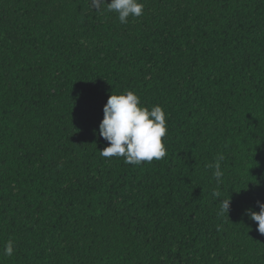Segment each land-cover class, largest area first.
Listing matches in <instances>:
<instances>
[{
	"label": "trees",
	"instance_id": "trees-1",
	"mask_svg": "<svg viewBox=\"0 0 264 264\" xmlns=\"http://www.w3.org/2000/svg\"><path fill=\"white\" fill-rule=\"evenodd\" d=\"M140 2L0 0V264H264V0ZM125 90L166 113L164 158L100 155Z\"/></svg>",
	"mask_w": 264,
	"mask_h": 264
},
{
	"label": "clouds",
	"instance_id": "clouds-1",
	"mask_svg": "<svg viewBox=\"0 0 264 264\" xmlns=\"http://www.w3.org/2000/svg\"><path fill=\"white\" fill-rule=\"evenodd\" d=\"M91 8L96 12H115L121 24L128 23L129 17L143 15L144 5L140 0H91ZM103 119L99 124V136L108 143L100 155L105 158L122 157L126 164L139 165L143 162L160 160L167 155L164 138L167 135V116L161 106L156 105L149 110L140 106V99L134 91L125 90L122 94H111L103 106ZM223 154L208 167L214 168L213 176L217 183L221 182L224 172L221 169ZM219 197L220 193L214 191ZM220 214H227L231 200L220 201ZM259 212L245 210L244 215L257 224V231L264 234V203L257 202ZM15 252L14 242L8 240L3 255L12 257Z\"/></svg>",
	"mask_w": 264,
	"mask_h": 264
}]
</instances>
